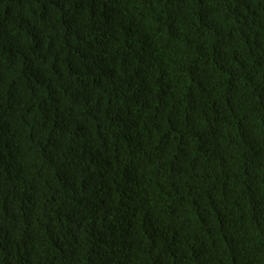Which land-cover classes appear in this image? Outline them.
Listing matches in <instances>:
<instances>
[{
    "label": "trees",
    "instance_id": "1",
    "mask_svg": "<svg viewBox=\"0 0 264 264\" xmlns=\"http://www.w3.org/2000/svg\"><path fill=\"white\" fill-rule=\"evenodd\" d=\"M0 264H264V0H0Z\"/></svg>",
    "mask_w": 264,
    "mask_h": 264
}]
</instances>
